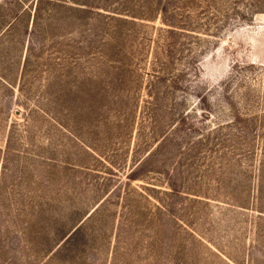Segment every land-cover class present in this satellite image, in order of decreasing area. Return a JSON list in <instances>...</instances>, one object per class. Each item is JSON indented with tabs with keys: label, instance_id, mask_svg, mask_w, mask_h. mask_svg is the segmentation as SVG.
Returning a JSON list of instances; mask_svg holds the SVG:
<instances>
[{
	"label": "rangeland",
	"instance_id": "374dc122",
	"mask_svg": "<svg viewBox=\"0 0 264 264\" xmlns=\"http://www.w3.org/2000/svg\"><path fill=\"white\" fill-rule=\"evenodd\" d=\"M0 264H264V0H0Z\"/></svg>",
	"mask_w": 264,
	"mask_h": 264
}]
</instances>
